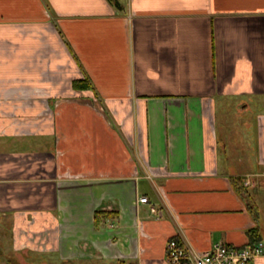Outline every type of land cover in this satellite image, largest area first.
<instances>
[{
	"label": "crops",
	"instance_id": "obj_1",
	"mask_svg": "<svg viewBox=\"0 0 264 264\" xmlns=\"http://www.w3.org/2000/svg\"><path fill=\"white\" fill-rule=\"evenodd\" d=\"M7 136L37 139L0 150L22 264L264 242V0H0Z\"/></svg>",
	"mask_w": 264,
	"mask_h": 264
},
{
	"label": "built area",
	"instance_id": "obj_2",
	"mask_svg": "<svg viewBox=\"0 0 264 264\" xmlns=\"http://www.w3.org/2000/svg\"><path fill=\"white\" fill-rule=\"evenodd\" d=\"M140 202L149 203L148 196H141ZM151 211L160 215V211L151 206ZM170 264H250L264 254V242L258 240L246 246H229L217 242L204 251L189 249L182 241L171 238L166 244Z\"/></svg>",
	"mask_w": 264,
	"mask_h": 264
},
{
	"label": "rangeland",
	"instance_id": "obj_3",
	"mask_svg": "<svg viewBox=\"0 0 264 264\" xmlns=\"http://www.w3.org/2000/svg\"><path fill=\"white\" fill-rule=\"evenodd\" d=\"M37 139L33 137H0V150L3 149H25L32 148L36 145L35 141ZM39 140V138H38ZM12 220L13 217L11 214L4 215L3 212H0V264H22V262L18 259V255L14 252V235L12 233ZM21 234H18L20 237ZM26 237V236H25ZM24 237H22L23 239ZM27 240V241H26ZM24 245L28 242V237L24 238ZM45 254L40 252L31 251L27 253L25 256L27 261L32 264H70L65 262H59L58 260H47V262H43L46 259ZM49 257V256H48ZM54 261V262H53Z\"/></svg>",
	"mask_w": 264,
	"mask_h": 264
},
{
	"label": "trees",
	"instance_id": "obj_4",
	"mask_svg": "<svg viewBox=\"0 0 264 264\" xmlns=\"http://www.w3.org/2000/svg\"><path fill=\"white\" fill-rule=\"evenodd\" d=\"M73 83H74V87L75 88L80 87L78 81H74ZM100 214L101 215H104V214L106 215L107 213L106 212H97L96 216L98 217V215H100Z\"/></svg>",
	"mask_w": 264,
	"mask_h": 264
}]
</instances>
